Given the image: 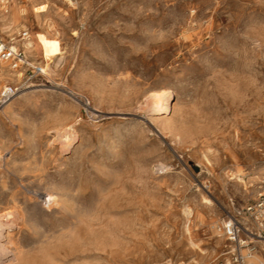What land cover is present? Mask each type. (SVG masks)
I'll return each mask as SVG.
<instances>
[{
    "label": "rangeland",
    "instance_id": "rangeland-1",
    "mask_svg": "<svg viewBox=\"0 0 264 264\" xmlns=\"http://www.w3.org/2000/svg\"><path fill=\"white\" fill-rule=\"evenodd\" d=\"M3 15L27 64L0 69V264L229 263L217 226L264 197V0H4Z\"/></svg>",
    "mask_w": 264,
    "mask_h": 264
},
{
    "label": "built area",
    "instance_id": "built-area-1",
    "mask_svg": "<svg viewBox=\"0 0 264 264\" xmlns=\"http://www.w3.org/2000/svg\"><path fill=\"white\" fill-rule=\"evenodd\" d=\"M0 59L14 60L15 67H18L20 64H27L21 50L4 43L2 40H0ZM33 69L35 73H42L41 67L37 66L33 67ZM13 93L14 90H5L1 95V103L6 102ZM246 217L258 224V232H254L246 226L242 220ZM217 228L223 233L231 246V261L226 264H248V260L252 258L257 250V242L264 239V197L262 196L255 203L242 209L238 214L230 215Z\"/></svg>",
    "mask_w": 264,
    "mask_h": 264
},
{
    "label": "bare ground",
    "instance_id": "bare-ground-1",
    "mask_svg": "<svg viewBox=\"0 0 264 264\" xmlns=\"http://www.w3.org/2000/svg\"><path fill=\"white\" fill-rule=\"evenodd\" d=\"M4 3V0H0V5H2ZM12 6V5H11ZM16 7V6H15ZM37 9H43L42 8V6H38L37 7ZM18 10V9H17ZM16 10V11H17ZM7 11V10H6ZM5 11V12H6ZM15 13V12H14ZM22 13V12H21ZM24 13V12H23ZM2 14V13H1ZM14 16H15V14L13 15V17H11L12 18V20H13V22L15 21V18H14ZM19 16H21V15H19ZM0 17H2V19H4V21H5V18H6V16L5 15H3V16H0ZM22 19V18H21ZM25 19V18H24ZM11 20V21H12ZM7 22V21H6ZM11 24V23H10ZM22 24V23H21ZM16 28V27H15ZM19 28H21V26H19ZM25 28V27H24ZM17 29V28H16ZM23 29V28H22ZM27 29V28H26ZM2 31V30H1ZM20 32V31H19ZM27 33V32H26ZM25 33V34H26ZM49 34V33H48ZM29 35V34H28ZM9 36V35H8ZM30 36V35H29ZM44 45H45V48H46V52H47V55H48V57L51 59V62L48 64V69L47 70H49V68H50V64H52V62L54 61V59H55V56H54V53H55V48H54V42H53V39L50 37V36H48L47 34H44ZM27 38H29V37H27ZM20 40V39H19ZM13 42V41H12ZM16 42V41H15ZM21 43V45L22 46H24V48H26V49H30L31 47H32V41H31V39H23V40H21L20 41ZM14 43V42H13ZM33 45H35V44H33ZM13 47H15L16 48V46H13ZM25 51V50H24ZM28 52V51H27ZM33 53H35V52H33ZM31 54V53H30ZM33 59V58H32ZM8 62L9 61H4V60H2V59H0V69L2 70V71H5V72H9L10 71V69H9V64H8ZM12 65H13V63H11ZM30 64V63H29ZM15 66V65H14ZM52 66V65H51ZM42 68V71L45 73V67L43 66V67H41ZM4 73V72H3ZM170 89V88H169ZM6 91H12V89L11 88H8V89H6ZM76 93V92H75ZM168 95H169V90H167V89H162V90H157V91H151L150 92V94H149V99H152L153 101H155L156 102V104H157V111L159 112H165L166 111V109H167V106H166V103H165V100H166V98L168 97ZM66 125V124H65ZM68 126V125H67ZM59 127H61V126H59ZM64 127V126H63ZM66 127V126H65ZM62 128V127H61ZM71 128V127H70ZM66 132H67V130H66ZM72 134H71V137L69 136L68 138L69 139H71L74 135H73V132H71ZM64 134V133H63ZM76 134V133H75ZM61 136V135H60ZM74 138V137H73ZM57 139H59V138H57ZM56 139V140H57ZM64 139V138H63ZM70 141V140H69ZM68 142V141H67ZM61 143V142H60ZM66 146H68V145H66ZM238 178V177H237ZM239 179V178H238ZM63 189V188H62ZM70 196V195H69ZM49 198L51 199V201H52V198H51V196H49ZM54 199V198H53ZM49 200V199H48ZM7 216V215H6ZM90 220V219H89ZM119 224V223H118ZM0 226H2V223L0 222ZM253 259H256V260H258V261H260L261 262V264H264V261H262L258 256H256V255H254L253 254Z\"/></svg>",
    "mask_w": 264,
    "mask_h": 264
},
{
    "label": "crops",
    "instance_id": "crops-1",
    "mask_svg": "<svg viewBox=\"0 0 264 264\" xmlns=\"http://www.w3.org/2000/svg\"><path fill=\"white\" fill-rule=\"evenodd\" d=\"M37 35H38V33H37Z\"/></svg>",
    "mask_w": 264,
    "mask_h": 264
}]
</instances>
